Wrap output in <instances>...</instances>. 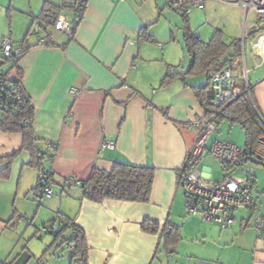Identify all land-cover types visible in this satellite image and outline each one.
<instances>
[{
    "label": "crops",
    "instance_id": "obj_1",
    "mask_svg": "<svg viewBox=\"0 0 264 264\" xmlns=\"http://www.w3.org/2000/svg\"><path fill=\"white\" fill-rule=\"evenodd\" d=\"M24 2L17 7L29 30L46 0ZM49 2L62 6L74 0ZM160 2L86 0L73 37L52 31V47L28 39L30 49L10 79L17 81L18 72H23V88L35 111L34 136L42 148L49 142L55 146L54 156L44 162L54 195L37 200L39 171L28 166L29 153H20L9 178L0 177V264H40L41 260L73 264L58 256L60 242L54 235L38 231L56 216L84 231L87 264H264V240L254 228L255 218L264 215L261 167L260 180L254 176L252 206L237 211L229 228L187 214L178 171L195 138L189 123L206 116L194 87L209 82L203 75L204 84L188 77L162 85L169 71L182 73L189 60L187 65L173 64L172 45H159L155 36H150L151 41L142 37L162 16ZM164 4L178 12L167 0ZM16 5L11 7L15 10ZM61 15L73 17L72 11ZM23 37V32H16V42ZM247 55L250 91L264 115V61ZM104 140L113 142L114 148L102 149ZM22 142L19 134L0 132V159L18 152ZM25 155L28 158L21 161ZM205 160L198 167L201 174L219 180L220 165L211 157ZM118 162L154 168L149 203H94L82 197L79 186L65 189L68 177L85 181L93 168L110 172ZM4 167L0 165V170ZM145 220L160 227L166 222L176 225L178 244L167 248L160 233L144 232Z\"/></svg>",
    "mask_w": 264,
    "mask_h": 264
},
{
    "label": "trees",
    "instance_id": "obj_2",
    "mask_svg": "<svg viewBox=\"0 0 264 264\" xmlns=\"http://www.w3.org/2000/svg\"><path fill=\"white\" fill-rule=\"evenodd\" d=\"M74 7V3L66 2L62 6H56L46 0L42 11L35 17L36 21L32 24V26L36 25L37 22L44 32L43 38L46 42L44 45H39V38L35 36L37 46L52 47L55 45L51 42L52 31H55V22L63 12H73ZM30 34L31 29L28 30L22 42L14 43L22 57L30 49L27 46ZM142 37L151 41L145 30L142 32ZM241 45L240 40L226 44L221 35H215L209 42H204L195 35L187 36L185 45V52L189 60L187 69L182 73L169 71L162 81V85L174 78H181L186 81L188 77L198 75H204L209 82L214 74L224 68L236 69L242 55ZM19 60L16 55H12L9 59L3 58V63L0 65V72L5 80L4 86L7 89L5 97L0 95V101L6 104L0 106V132L19 134L23 141L22 148L18 152L0 159V165L5 166L4 169L0 170V177L9 178L14 159L20 153L27 152L30 154L28 166L39 171L38 191L39 179L42 174L48 175L49 184H52L51 175L45 169L44 162L45 158L51 160L54 156L52 149L55 146H52L50 150L47 149V145L42 148L34 136L35 111L30 97L23 88V72H18L17 81L10 79V74L16 68ZM0 79L3 77L0 76ZM207 86L208 83L204 86L194 87L199 102L206 111L205 117L215 114L218 123L228 122L231 125H239L245 137L243 150L250 156V164L257 165L264 170V115L256 105L251 92L249 94L245 91L240 97L228 101L222 108L215 110L207 102ZM25 119H27L26 122ZM154 173V168L150 166L141 167L127 162H118L110 172L93 168L88 179L79 182V187L82 190V197L94 203L111 200L147 204L150 202L152 194ZM255 183L256 181H254ZM62 223L64 225L63 232H76V235L70 239L74 246L72 263L78 264V260L82 258L86 259L87 264L88 247L84 231L71 221L62 219ZM142 230L153 235L160 233L164 237L167 248L176 246L180 240L179 228L172 223L166 222L160 227L156 221L145 220L142 223ZM55 237L58 239L57 236Z\"/></svg>",
    "mask_w": 264,
    "mask_h": 264
},
{
    "label": "built area",
    "instance_id": "obj_3",
    "mask_svg": "<svg viewBox=\"0 0 264 264\" xmlns=\"http://www.w3.org/2000/svg\"><path fill=\"white\" fill-rule=\"evenodd\" d=\"M167 1L169 6L185 17L191 14L193 7L204 8L205 6V0ZM74 5L72 19L67 15H60L54 25L56 32L68 37L74 36L85 13V0H74ZM235 5L240 6L245 15H248L250 11L255 14L256 19L249 41V53L264 61V0H236ZM32 33L39 38V45L45 44L44 32L39 24L33 26ZM1 45L3 58L9 59L12 55H16L19 59L22 58L10 35L3 38ZM241 50L245 64L246 41H243ZM247 74L248 70L245 65L243 75H238L231 67L214 74L206 89L207 102L211 107L217 110L228 101L240 97L245 91L250 94ZM0 76L3 77L0 79V95L5 97L7 89L4 86L5 80L1 72ZM73 93L76 95L75 90ZM2 104H4L3 101H0V106ZM217 128L218 118L215 114L189 123L188 129L195 138L185 155L183 166L178 171V186L184 194L188 215H198L204 221L216 223L225 229L234 223L237 211L252 206L255 178L252 169L248 173L245 172L247 165L250 164V156L242 148L230 142L212 140ZM46 145L48 150L54 146L50 142ZM114 146L113 142L104 140L101 147L102 149H113ZM207 157L213 158L221 167V177L217 181L203 176L198 169ZM78 186L79 181L75 177L66 179L65 189L71 190ZM53 195L54 190L49 184V176L42 174L39 179L38 198ZM63 227L62 220L56 216L51 223L40 226L38 231L41 234L57 236L60 242L58 256L71 259L74 256V246L70 239L76 235V232H63ZM254 228L259 239L264 240V215L255 218ZM40 264L45 263L41 260ZM78 264H86V259H79Z\"/></svg>",
    "mask_w": 264,
    "mask_h": 264
},
{
    "label": "rangeland",
    "instance_id": "obj_4",
    "mask_svg": "<svg viewBox=\"0 0 264 264\" xmlns=\"http://www.w3.org/2000/svg\"><path fill=\"white\" fill-rule=\"evenodd\" d=\"M160 1V5L163 7L162 16L158 18V21L151 27L147 35L155 36L153 37L154 41L159 45L165 47L173 46V64L178 65L182 62L185 65L188 64V57L184 49L186 37L190 35L198 36L204 42H209L215 35H221L226 44H231L236 40H240L241 44H243V41H246L247 53L249 52V41L255 23V14L250 11L248 15H245L242 8L235 5L236 0H226L224 2L205 0L204 8L193 7L188 17H184L179 12L165 6L164 0ZM13 3L17 4L15 10L11 7ZM24 4V0H0V65L3 63V56L1 55L2 37L5 38L10 35L12 41L16 43V32H23L25 37L28 31V29H25V16L22 14V10L17 7L24 6ZM33 26L28 27L31 29V34L28 37L30 40L36 39L32 33ZM185 57L187 58L185 59ZM2 66L5 67V65ZM246 66L247 68L251 66L248 55L246 57ZM235 72L238 75L244 74L243 56H241ZM192 79V82L195 81L197 84H204L206 81L203 75L192 77ZM215 134L217 140L233 143L239 148L244 147V132L239 125L220 122ZM24 157L27 156H22L20 158L21 161ZM204 162L206 165L211 164L209 160ZM214 166L217 167L216 165ZM251 169L253 176H257L260 180L259 175L261 176L262 174H259V169L261 168L257 165L249 164L245 172L248 173ZM262 173L263 181L261 182L263 184L264 172ZM37 200L40 201L41 199L37 198Z\"/></svg>",
    "mask_w": 264,
    "mask_h": 264
}]
</instances>
